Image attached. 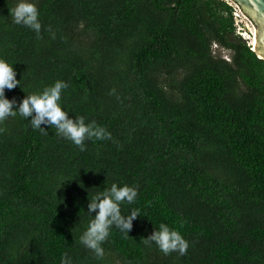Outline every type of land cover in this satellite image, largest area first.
I'll use <instances>...</instances> for the list:
<instances>
[{"label": "trees", "instance_id": "obj_1", "mask_svg": "<svg viewBox=\"0 0 264 264\" xmlns=\"http://www.w3.org/2000/svg\"><path fill=\"white\" fill-rule=\"evenodd\" d=\"M33 2L39 34L0 0V59L20 80L5 97L65 81L62 109L110 136L80 151L54 127L0 121V264H264V60L227 1ZM114 182L137 189L120 210L139 216L97 257L79 240L87 199ZM161 223L183 255L144 243Z\"/></svg>", "mask_w": 264, "mask_h": 264}, {"label": "clouds", "instance_id": "obj_2", "mask_svg": "<svg viewBox=\"0 0 264 264\" xmlns=\"http://www.w3.org/2000/svg\"><path fill=\"white\" fill-rule=\"evenodd\" d=\"M8 13L13 24L22 25L37 34L40 33L39 12L33 0H15L13 6L8 7ZM16 75L13 64L0 59V121L19 114L28 119L33 129L45 131L46 129L41 125L54 127L58 135L69 140L80 151L85 150L86 139H104L110 136V133L98 126L95 121L85 123L83 116L73 119L62 109L59 101L62 90L68 87L65 81L56 80L40 92L25 95L18 104L14 99L6 98L5 89L11 90L20 83ZM136 197L135 187L127 184L118 186L114 182L110 187L95 193L91 199H87L86 212L91 219L79 237L80 242L87 249L92 250L97 257L102 256L104 249L101 243L109 235L110 227L114 226L125 235L130 232L133 220L139 216V209L132 208L127 215H124L121 213L120 206L122 203L132 204ZM143 240L145 244H154L165 255L170 252L183 255L188 247L187 240L177 230L170 229L164 223H161L158 229H154ZM60 264H71V262L62 255Z\"/></svg>", "mask_w": 264, "mask_h": 264}, {"label": "water", "instance_id": "obj_3", "mask_svg": "<svg viewBox=\"0 0 264 264\" xmlns=\"http://www.w3.org/2000/svg\"><path fill=\"white\" fill-rule=\"evenodd\" d=\"M233 13L240 10L250 19L255 28L256 44L252 50L264 60V0H226Z\"/></svg>", "mask_w": 264, "mask_h": 264}, {"label": "rangeland", "instance_id": "obj_4", "mask_svg": "<svg viewBox=\"0 0 264 264\" xmlns=\"http://www.w3.org/2000/svg\"><path fill=\"white\" fill-rule=\"evenodd\" d=\"M239 25L240 28L238 27V30H242L243 34L245 33L244 38L247 39L250 45H253L252 39L254 38V30H255L253 29L254 28L253 25H251L250 23H242V24L240 23ZM214 52L226 59L230 58V52L227 50L215 46Z\"/></svg>", "mask_w": 264, "mask_h": 264}, {"label": "built area", "instance_id": "obj_5", "mask_svg": "<svg viewBox=\"0 0 264 264\" xmlns=\"http://www.w3.org/2000/svg\"><path fill=\"white\" fill-rule=\"evenodd\" d=\"M233 17L237 26V32L244 37V34L242 32V30H238V27L240 26L239 24L241 23H250L252 25V23L250 22V19L242 12V10H240L237 13H233ZM254 27V26H253ZM240 28V27H239Z\"/></svg>", "mask_w": 264, "mask_h": 264}, {"label": "bare ground", "instance_id": "obj_6", "mask_svg": "<svg viewBox=\"0 0 264 264\" xmlns=\"http://www.w3.org/2000/svg\"><path fill=\"white\" fill-rule=\"evenodd\" d=\"M253 29H255V28H253ZM254 34H255V30H254ZM252 43H253V45L256 44V39L255 38L252 39ZM253 45H252V47H253Z\"/></svg>", "mask_w": 264, "mask_h": 264}]
</instances>
